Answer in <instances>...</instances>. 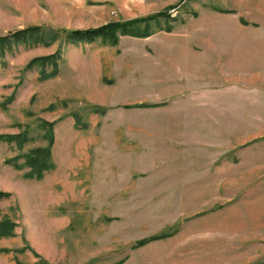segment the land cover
<instances>
[{
    "label": "rangeland",
    "instance_id": "rangeland-1",
    "mask_svg": "<svg viewBox=\"0 0 264 264\" xmlns=\"http://www.w3.org/2000/svg\"><path fill=\"white\" fill-rule=\"evenodd\" d=\"M165 10L0 50V264H264V0H0V36Z\"/></svg>",
    "mask_w": 264,
    "mask_h": 264
},
{
    "label": "trees",
    "instance_id": "trees-1",
    "mask_svg": "<svg viewBox=\"0 0 264 264\" xmlns=\"http://www.w3.org/2000/svg\"><path fill=\"white\" fill-rule=\"evenodd\" d=\"M168 11H160L154 14H150L144 17H138L134 19L124 20V21H110L105 24L89 27V28H76L70 31L61 30V29H52L42 26H31L28 28H22L14 33H11L8 36H0V50L3 53L6 51L8 43L22 44V43H31V44H40V43H47L49 40L50 42H55L60 39L62 36L72 42V43H79V42H95L97 40L106 41L109 43L116 44L121 36L123 35H130L135 37H144L147 36L144 30L149 26V23L157 20L163 16H166ZM144 23L145 28H139V24ZM51 37V38H50ZM50 44V43H49ZM41 59H43L41 57ZM34 62H37L35 60ZM129 106V105H128ZM22 136L17 135L13 136L10 135L6 137V140L9 142H16L18 145H22ZM24 142V140H23ZM44 149H36L32 152V155L41 153V161L35 162L33 159H30V163L33 166V173L38 178L42 177L43 173L49 169L50 164L49 161L45 158ZM29 157V156H28ZM8 193L0 192V199L5 197ZM9 223V222H8ZM6 226L9 225L6 223ZM13 224H10V227H13ZM0 231H4V228H0ZM3 232H0L2 235ZM154 238H146L141 239L133 245V248L142 246L152 240ZM123 261V260H122ZM121 262L115 264H121Z\"/></svg>",
    "mask_w": 264,
    "mask_h": 264
},
{
    "label": "crops",
    "instance_id": "crops-1",
    "mask_svg": "<svg viewBox=\"0 0 264 264\" xmlns=\"http://www.w3.org/2000/svg\"><path fill=\"white\" fill-rule=\"evenodd\" d=\"M137 18H138V17H137ZM132 19H134V18H132ZM128 20H129V19H128ZM185 62H186V61H184V59H181L180 61H177V63L180 64V65H181V64H184Z\"/></svg>",
    "mask_w": 264,
    "mask_h": 264
}]
</instances>
